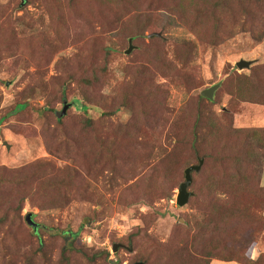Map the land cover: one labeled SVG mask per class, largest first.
<instances>
[{
	"label": "rangeland",
	"instance_id": "obj_1",
	"mask_svg": "<svg viewBox=\"0 0 264 264\" xmlns=\"http://www.w3.org/2000/svg\"><path fill=\"white\" fill-rule=\"evenodd\" d=\"M233 1L228 22L238 30L210 39L195 13H185L202 0H0V178L28 179L41 161L47 166L39 173L75 171L54 205L28 183L3 185L10 209H0V264H246L222 257L237 241L224 232L227 213L241 230L249 228L247 212L261 226L246 255L264 264V196L254 204L229 176L207 193L199 171L189 187L194 196L181 207L189 165L175 163L173 183L158 181L160 169L171 174L176 133L195 121L199 136L207 116L229 112L241 144L264 128V103L234 96L225 83L229 75H264V0ZM242 58L253 63L239 69ZM217 83L212 103L199 97ZM90 133L118 139V162L93 158L84 139ZM154 182L163 185L145 195ZM20 200L23 208L12 209ZM115 243L123 245L116 252ZM181 247L188 256L178 255Z\"/></svg>",
	"mask_w": 264,
	"mask_h": 264
},
{
	"label": "trees",
	"instance_id": "obj_2",
	"mask_svg": "<svg viewBox=\"0 0 264 264\" xmlns=\"http://www.w3.org/2000/svg\"><path fill=\"white\" fill-rule=\"evenodd\" d=\"M232 3H234L233 0H202V3L196 2L191 9H186L185 13L186 16L190 12L195 13V21L199 32L203 33L207 38L218 39L220 36H223L224 31L233 33L238 30L237 27L239 24L237 22H228L230 11L233 9ZM130 38L134 40L136 36ZM184 43L186 47L188 42L185 41ZM259 77L260 78H257L256 75L254 76L252 73L251 75H229L225 83L233 88V93H231L234 96L242 100L264 103V75ZM199 97L212 103V100L204 97L202 94H200ZM27 104L28 101L18 102L14 111L24 109ZM86 108L87 105H83V109L86 110ZM232 117L233 114L229 112H223L220 117L214 113L211 116H207L206 121L209 119V122H207L206 129H203L205 131H201L199 136L196 130L197 121H195L196 123L193 127H188L185 132H177L178 140L172 147L173 159L171 160V174L167 173V169H160V171L158 169V171L162 173L158 181H162L163 184H167L168 181L173 183L176 178V175L172 176V172L176 169H173L174 166L196 165L201 158H204V163L200 169L201 179L205 188L204 191L208 193L209 190L215 186L214 184L218 183L217 180L229 176L231 183H234V181L240 182L243 188H245V192L253 195L255 200L254 204L256 203V205H258V203H261V197L264 196V185L261 184L263 167V165L261 166L263 157L261 149L264 148V128L250 130L249 136L252 141L249 139L248 143L245 142L241 144V132L238 133L237 130L235 131L233 129ZM87 119L89 120V124H91V119ZM204 133L206 134L204 135ZM84 139L87 142L86 149L91 151L93 158L102 161L105 155H108L109 158L114 157L117 161L116 154L119 152L117 138H109L108 135L101 136L98 133L94 135L90 133L84 136ZM90 140L92 141V145L89 144ZM165 161L166 159H164L163 162ZM192 161H195V163L192 164ZM162 164L163 163H160L159 166L162 167ZM40 166L44 168L47 165L44 161H41L29 167L30 171L31 169L34 171L31 172L32 175L28 179L21 173L1 174L0 209H10L8 205V207L5 206L1 197L3 185L28 183L26 188L36 190L42 201H50L54 205L57 198L67 193L75 183V171H72V168H68L64 172L54 169L50 173H39L36 169ZM219 171H221V174L215 177L214 174L217 175ZM198 172L199 171H192L193 181ZM162 185L156 187V182L149 183L147 187H144L145 195L149 196L151 193H155V189ZM168 191L169 189L167 192ZM192 196H194V194ZM22 208L23 203L20 200V203L16 204L12 209ZM227 215L228 220L225 221L226 226L224 232L235 237L237 241H233L234 245H232L228 253L223 255V260H236L246 264H257L260 258L254 260L246 254L247 250L250 248L248 247L249 243H252L250 246L257 243V240H254V238L256 235H259L258 229H260L261 226L260 218L254 215V218L251 219L247 212L243 218L248 219L249 228L239 230L238 222H231V219L235 218V214L227 213ZM5 217V213L0 216V223L5 221ZM31 227L34 228L33 226ZM36 230L37 228L35 232ZM244 235L249 237L246 238ZM68 248L70 252L76 250L73 243H70ZM184 252V257L188 256L186 248L184 249V247H181L178 249V255H182ZM174 255H177V253ZM218 256L222 255L218 254ZM94 257L95 256L90 258ZM141 262L144 264L147 263L146 259Z\"/></svg>",
	"mask_w": 264,
	"mask_h": 264
},
{
	"label": "water",
	"instance_id": "obj_3",
	"mask_svg": "<svg viewBox=\"0 0 264 264\" xmlns=\"http://www.w3.org/2000/svg\"><path fill=\"white\" fill-rule=\"evenodd\" d=\"M149 37L152 36H162L161 32H153L150 33L148 35ZM133 49V39L130 38L129 39V48L127 49L126 53H130ZM253 63V60H247V59H240L236 64L238 66L239 69H244V68H248L250 67V65ZM220 83H217L209 88L203 89L201 91V94L209 99H213L214 98V94L215 91L219 88ZM63 113H66V109L63 110V112H61L59 115L62 116ZM9 147V146H8ZM204 163V158H201L199 163L196 165H190L189 167H187L185 169V180L180 184L179 188H178V194H177V199L176 202L179 206L183 207L185 206L190 197L194 194L193 191L189 190V187L192 184L193 178H192V171H200L202 165ZM26 220L28 222L29 225L33 226L35 229L38 227V223H36L33 219H32V215L31 213H28L26 215ZM181 222H185L183 219L180 220ZM120 246H123L120 243H115L113 245V251H117L118 248ZM134 264H144L143 262H136Z\"/></svg>",
	"mask_w": 264,
	"mask_h": 264
}]
</instances>
